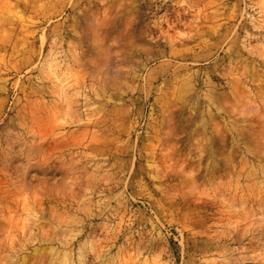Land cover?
Segmentation results:
<instances>
[{
	"label": "rangeland",
	"instance_id": "374dc122",
	"mask_svg": "<svg viewBox=\"0 0 264 264\" xmlns=\"http://www.w3.org/2000/svg\"><path fill=\"white\" fill-rule=\"evenodd\" d=\"M0 264H264V0H0Z\"/></svg>",
	"mask_w": 264,
	"mask_h": 264
}]
</instances>
